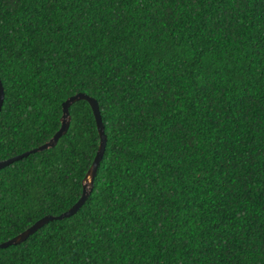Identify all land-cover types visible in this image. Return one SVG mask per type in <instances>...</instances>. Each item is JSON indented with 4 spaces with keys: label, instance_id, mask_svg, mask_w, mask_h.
<instances>
[{
    "label": "trees",
    "instance_id": "16d2710c",
    "mask_svg": "<svg viewBox=\"0 0 264 264\" xmlns=\"http://www.w3.org/2000/svg\"><path fill=\"white\" fill-rule=\"evenodd\" d=\"M0 160L92 97L70 216L0 264H264V0H0ZM0 168V242L66 210L87 103Z\"/></svg>",
    "mask_w": 264,
    "mask_h": 264
},
{
    "label": "water",
    "instance_id": "95a60500",
    "mask_svg": "<svg viewBox=\"0 0 264 264\" xmlns=\"http://www.w3.org/2000/svg\"><path fill=\"white\" fill-rule=\"evenodd\" d=\"M1 100H2V88L0 85V105H1ZM76 100H84L87 103V105L90 109L93 121H94V126H95V130H96V134H97V146H96L95 152L93 154V157H92L86 171L84 172L83 177L81 178L80 194H79L78 198L66 210L60 212L59 214L54 215V216L44 215V216L38 218L37 220H35L32 224H30L27 228H25L21 232L17 233L13 237H11L5 241L0 242V247H5L7 245L16 244V243L22 241L29 234H31L35 229H37L39 226H41L42 224H44L45 222H47L49 220L61 219V218H65V217L72 215L79 208V206L83 203L84 199L88 195V193L91 189L92 178L94 176L97 164H98V162L101 158L102 152H103V148H104V144H105V135H104L103 130H102V123L100 121V116H99V112H98V108H97V104H96L95 100L92 97H90V96H88L82 92H75V93L69 95L68 97H66L60 103V116L58 118V122H59L58 127L47 140H45L41 144H39V145H37L31 149H28V150L23 151L19 154L13 155L7 159L0 160V168L10 164L12 161L18 160V159L26 156L28 153H32V152H36V151H39L42 149L52 147L56 143V140L58 139V137L65 132V130L68 126L69 115L67 112V107L72 102H74Z\"/></svg>",
    "mask_w": 264,
    "mask_h": 264
}]
</instances>
